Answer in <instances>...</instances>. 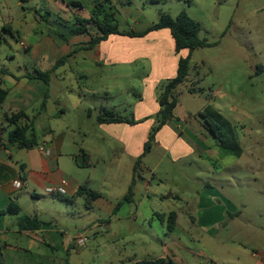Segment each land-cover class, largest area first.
Returning <instances> with one entry per match:
<instances>
[{
	"label": "rangeland",
	"instance_id": "1",
	"mask_svg": "<svg viewBox=\"0 0 264 264\" xmlns=\"http://www.w3.org/2000/svg\"><path fill=\"white\" fill-rule=\"evenodd\" d=\"M29 1L31 4L21 5V0H1V6L7 10L2 9L3 15L11 17L13 28L32 43L28 34H32V28L37 26L36 14L42 13L41 4L46 2ZM133 1L136 9L145 11L146 17L155 22L161 13L176 18L186 12L200 23V38L208 46L193 52L191 77L176 95L182 107L194 115L207 105L219 110L234 125L243 154L241 157L220 154L211 166L204 154H193L185 164L174 167L168 157L162 168L168 176L162 173L163 183L157 179L151 185L155 189L160 186L159 191L164 195L173 193L181 198L171 200L176 205L172 210L167 200L160 203L143 184L139 190L145 198L150 193L151 201L148 199L138 212L136 205H132L126 217L111 216L106 209H89L85 197L77 196L73 203L56 198L58 207L49 210L45 219L55 218L71 239L74 236L87 238V252L74 259L73 264H121L114 260V251L120 250V244L112 242L125 233L141 236L154 245L142 248L141 255L153 251L155 257L165 256L164 244L171 235L168 216L172 211L180 213L173 238L191 251L187 253L190 256H178L179 260L195 259L201 264H251L254 254L264 260V0ZM117 2L129 3L128 0ZM6 38L8 42H3L2 60L7 55L16 58L14 64L30 65V52L20 46L19 38L10 35ZM3 51L7 53L4 55ZM68 66L65 80L52 78L50 93L53 102L58 104L60 100L68 112L60 118L42 121L45 124L39 125L36 136L42 140L51 129L61 146L60 165L66 178L109 195L112 183L106 181V176L117 140L98 123L99 111L107 107L128 115L134 109L132 93L139 92V84L134 77L123 80L114 76L118 69L111 68L106 86H103L104 81L101 82L102 91L91 93L87 84H78ZM107 83L109 94L103 91L108 90ZM192 88L196 92L190 93ZM73 98L82 100L77 111L73 108ZM165 154L161 152L164 157ZM84 156L87 163L79 165V159ZM158 159L155 155V161ZM206 185L218 189L226 201L218 210L219 215L223 210L225 215L222 224L216 227L219 232L214 237L195 225V220L199 221L201 217L196 205ZM123 191V188L118 190L116 195ZM24 209H31L29 202L24 204ZM101 220L110 221V231L92 224ZM88 225L93 226L88 228Z\"/></svg>",
	"mask_w": 264,
	"mask_h": 264
},
{
	"label": "crops",
	"instance_id": "2",
	"mask_svg": "<svg viewBox=\"0 0 264 264\" xmlns=\"http://www.w3.org/2000/svg\"><path fill=\"white\" fill-rule=\"evenodd\" d=\"M44 1L45 5L41 4L42 13L39 15L37 13L35 17L37 26L32 28V34H28L32 43H28L21 32L13 28L18 32L20 43L25 42L29 46L27 51L30 52L32 63L28 65L21 62L14 64L16 58L7 55L6 59L2 60V50L5 49L3 42H8L6 38L8 34L3 33V27L7 24L11 25V17L3 15L2 9L5 12L7 10L1 6L0 0L2 15L0 87L9 93L6 102L0 108V264H39L40 262L63 264L65 260L73 264L74 259L82 257L87 252V245L80 247L77 236L69 238L66 229L55 218L44 217L49 210H56L58 207L56 198L66 203H73L75 197L83 196L78 194L82 185L69 181L61 168L59 158L61 146L55 140L53 131L49 127V133L44 135L42 140L37 138L39 145L31 149H17L8 143L9 133L15 126L7 121V117L13 113L20 111L26 113L27 118L21 120L19 125L31 126L35 135L39 125L45 124L41 123L42 121L60 118L59 116L67 114V108L60 100L58 104L53 102L50 93L52 78L65 80L68 64L78 84H87L86 87L91 93L98 94L102 91L103 86L108 82L106 79L111 68H117L114 76L123 80L134 77L140 88L139 92L132 93L135 104L128 115L112 109L119 116L133 120L135 124L98 121L103 130L114 136L117 143L112 149L106 176V181L112 183L109 187V195L97 192L100 197L91 202V205L84 196L89 209L95 207L106 209L110 211L111 216L126 217L131 212L132 205H136L135 209L138 212L148 199L151 201L150 193L145 198L143 191L139 190V187L145 184L147 192L151 189L154 198L156 196L160 203L167 200L169 209L172 210L176 205L172 204L171 200L181 198L173 193L164 195L159 191L160 186L155 189L151 185L157 179L163 183L160 177L162 173L168 176L167 172L162 171L167 158L170 157L174 167L181 163V165L185 164V160L196 153L200 156L206 155L209 164L217 161L221 154L217 140L207 131L199 113L194 115L178 102L175 119L159 130L152 149L144 155L145 144L149 141L161 110L159 97L162 89L177 77L180 59H185L190 54L187 49L176 51L175 40L169 29L151 31L142 37L113 34L93 47H90L92 38L100 35L94 24L89 26L88 33L81 35L74 33L77 19H90L94 8L99 5H103L106 9L122 7L121 10L115 9L116 19L119 29L125 32H146L159 21L160 15L157 22L150 20L146 17L145 11L135 8L133 0H128L127 4L119 3L117 0H56L53 4L52 0ZM23 3L31 4L29 0H21V5ZM56 15L59 18H54ZM3 53L5 55L7 51ZM63 58H66V62L53 70L55 64ZM51 70L53 71L49 83L29 77L37 71ZM102 81H104L103 86ZM107 88L108 90L103 91L109 94V84ZM73 101V108L77 111L82 100L73 98ZM89 114L91 115V111ZM10 126H13V129L10 130ZM161 152L166 153L165 157ZM155 155L159 158L157 161ZM141 157L142 163L135 171L136 162ZM83 158L82 165H85L86 156ZM63 181H66L67 185L64 186ZM17 182H22V186L18 187ZM59 187L63 188V194L54 191ZM131 187L134 192L132 202L124 203L116 210L117 204ZM122 188L123 193L116 195ZM199 197L196 210L201 217L199 221L195 220V225L214 237L219 232V228L216 227L222 224L225 215L224 210L222 215H219L218 210L222 209L221 205L226 201L218 189L209 185H206ZM26 202L30 203L31 209H24ZM13 205H17L20 209L17 215L6 213ZM173 212L177 214V221L174 230L170 231L168 242L164 244L165 256L155 257L153 251L141 255L142 248H151L154 245L144 241L141 236L125 233L120 239L112 242L119 243L118 247H121L120 250L114 251V260L121 264L154 263L157 260H163V264H201L195 259H178V256H190L187 253L191 251L173 238L180 215L177 211L171 213ZM24 217H37L45 224L38 231L22 230L19 227V220ZM97 222L92 224L111 230V224H108L110 221ZM93 225H88V228ZM251 264H264V260L259 254H254Z\"/></svg>",
	"mask_w": 264,
	"mask_h": 264
},
{
	"label": "trees",
	"instance_id": "3",
	"mask_svg": "<svg viewBox=\"0 0 264 264\" xmlns=\"http://www.w3.org/2000/svg\"><path fill=\"white\" fill-rule=\"evenodd\" d=\"M107 1V0H106ZM152 3L160 2L162 0H150ZM106 3V2H105ZM77 27L74 30L75 34H84L89 32V26L94 24L100 33L97 38H92L90 47L107 40L110 35L119 34L127 35L130 37H142L151 31L169 29L175 40L176 51L179 52L183 49L189 50L190 54L185 59H180L179 69L177 77L169 81L162 89L159 97V104L161 110L157 117V122L153 130L151 131L149 141L145 144L146 155L153 147L155 137L159 130L175 119V109L178 105V97L176 91L186 82L189 81L190 76V64L192 59V53L198 48H204L208 46V43L200 38L201 26L200 23L192 19L188 13L182 12L176 18H173L168 13H161L159 21L149 28L148 31L139 33L135 31H121L116 19V10L114 7L104 8L103 5L96 6L92 12L90 19H77ZM3 33L11 35L14 38H19L18 32H15L13 27L9 24L3 27ZM66 62V58L61 59L55 64L53 70ZM40 72L37 71L30 75L31 78H38L44 80L46 83L50 82L52 71ZM191 93L196 92L194 88L189 90ZM8 91L0 87V108L6 102L8 97ZM199 116L203 119L207 131L215 137L217 140L220 152L222 155H232L241 157L243 150L240 147L234 125L226 119L222 113L212 105H207L203 111L199 113ZM26 113L20 111L13 113L10 117H7V121L14 125L15 128L9 133L8 143L17 149H31L39 145L38 139L33 132L31 126H20L19 122L26 119ZM99 123H129L135 124L133 120L125 119L119 116L114 110L110 108H102L101 114L98 118ZM142 163V157L138 159L135 165V171L138 170ZM78 194L86 197L87 202L91 205V202L97 200L100 194L85 186H82L78 191ZM133 187L124 198L117 204L116 210L124 203L132 202ZM20 209L17 205H13L6 213H12L17 215ZM177 221V214L171 213L168 218V227L170 231H173ZM45 223L39 220L37 217H24L19 220V227L22 230L38 231ZM163 260H157L154 263H141V264H163ZM39 264H46L40 262ZM63 264H70L68 260H65Z\"/></svg>",
	"mask_w": 264,
	"mask_h": 264
},
{
	"label": "built area",
	"instance_id": "4",
	"mask_svg": "<svg viewBox=\"0 0 264 264\" xmlns=\"http://www.w3.org/2000/svg\"><path fill=\"white\" fill-rule=\"evenodd\" d=\"M20 46L25 49V50H28L29 46L25 43V42H21L20 43ZM63 185H67V182L66 181H63ZM17 186L18 187H21L22 186V182H17ZM54 191H57L59 192L60 194H63L64 193V190L62 187H59L58 189H54ZM87 242V238L86 237H78V244L80 247L84 246Z\"/></svg>",
	"mask_w": 264,
	"mask_h": 264
},
{
	"label": "water",
	"instance_id": "5",
	"mask_svg": "<svg viewBox=\"0 0 264 264\" xmlns=\"http://www.w3.org/2000/svg\"><path fill=\"white\" fill-rule=\"evenodd\" d=\"M83 163H84V158L81 157V158L79 159V164L82 165Z\"/></svg>",
	"mask_w": 264,
	"mask_h": 264
}]
</instances>
